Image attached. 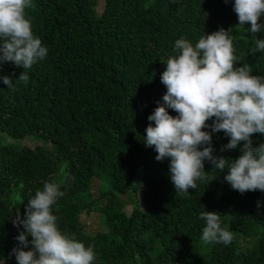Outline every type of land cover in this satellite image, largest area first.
Listing matches in <instances>:
<instances>
[{
    "label": "trees",
    "instance_id": "1",
    "mask_svg": "<svg viewBox=\"0 0 264 264\" xmlns=\"http://www.w3.org/2000/svg\"><path fill=\"white\" fill-rule=\"evenodd\" d=\"M233 6L234 0H32L26 14L48 54L26 70V84L16 79L22 67H0V77L12 76L14 85L0 79V261L17 264L11 253L23 226H14L16 213L23 218L27 201L54 181L64 192L52 206L58 228L94 248L93 264H264V192L234 190L224 180L227 169L205 160L209 181L216 178L176 193L170 159L157 161L155 147L143 143L146 128L155 126L148 116L167 92L161 75L175 41L195 45L204 34L237 26ZM249 27L239 26L246 38L233 41L236 66L248 64L264 77V53H254L264 32L253 37ZM3 137L41 145H3ZM251 139L253 147L264 144V134ZM228 141L223 131L213 133V155L238 158L242 144L221 151ZM93 181L106 186L95 197ZM142 187L146 196L125 214L119 197ZM205 210L221 214L230 244L202 243ZM92 214L106 231L85 232L80 217ZM245 239L250 245L240 248Z\"/></svg>",
    "mask_w": 264,
    "mask_h": 264
},
{
    "label": "clouds",
    "instance_id": "2",
    "mask_svg": "<svg viewBox=\"0 0 264 264\" xmlns=\"http://www.w3.org/2000/svg\"><path fill=\"white\" fill-rule=\"evenodd\" d=\"M228 0H225L227 3ZM32 0H0V67L12 62L24 71L18 82L29 80L27 69L48 54L46 46L33 33L31 18L26 9ZM234 11L239 24L250 25L253 37L264 32L260 19L264 16V0H234ZM232 28H220L202 35L193 43L183 37L175 41L174 55L167 59L161 82L167 92L163 103L158 102L148 116L143 143L155 147L157 161L170 159L169 174L176 193L197 189V181H209L204 161L212 169L224 171V180L240 193L264 192V144L253 147L252 134H264V77L253 75L252 67L241 64L234 55ZM254 53H264V39H254ZM15 74L13 73V76ZM8 88H13L12 76L0 77ZM168 109L178 113L169 114ZM212 120L211 124L207 122ZM210 128L211 131L204 129ZM223 131L229 141L221 151L239 147L236 159L214 156L212 134ZM62 185L45 182L42 190L27 201L26 213L19 211L14 226H23L16 237L19 242L12 253L17 264H93L96 254L92 246L63 233L57 225L52 206L64 195ZM259 207V202L257 204ZM221 214L203 211L200 219L206 222L201 241L205 245L233 240L232 232L221 227ZM31 237V240H29ZM30 250H25L29 248Z\"/></svg>",
    "mask_w": 264,
    "mask_h": 264
},
{
    "label": "rangeland",
    "instance_id": "3",
    "mask_svg": "<svg viewBox=\"0 0 264 264\" xmlns=\"http://www.w3.org/2000/svg\"><path fill=\"white\" fill-rule=\"evenodd\" d=\"M102 10V1H100L97 5V11L98 13ZM232 28L231 31V36L233 38V41H239V40H244L246 38V33L241 30L239 27L230 25L225 27L224 29H229ZM1 143L3 145H14V146H19V147H23V146H27V147H31L33 148L34 146L37 145H41V142L35 140L34 138H30V137H26L24 139L21 140H12L8 137H3V139L1 140ZM101 184L104 187L103 189H106L105 183L104 181H101V183L99 181H93V185H92V194L94 195V197L97 194V190L99 188H101ZM147 191L145 190L144 187L141 188V190L139 192H137V194H133L131 193L128 196L125 197H119V209L121 211H123L125 214L129 215L132 211V206L134 205L133 202H137L140 199H142L144 196H146ZM138 207L142 209V206L139 204L138 202ZM80 221L85 229L86 233H94L97 231H106V228L103 226V224L101 225L100 223V218L98 214H92L90 216H85L82 215L80 217ZM251 243V239H245L240 241L239 247L240 248H246L248 245H250ZM0 264H5L3 261H0Z\"/></svg>",
    "mask_w": 264,
    "mask_h": 264
}]
</instances>
